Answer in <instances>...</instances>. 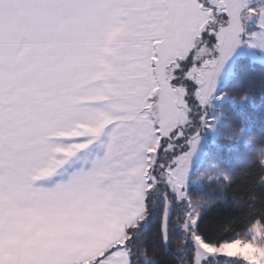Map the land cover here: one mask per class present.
<instances>
[{
    "label": "snow or ice",
    "instance_id": "obj_1",
    "mask_svg": "<svg viewBox=\"0 0 264 264\" xmlns=\"http://www.w3.org/2000/svg\"><path fill=\"white\" fill-rule=\"evenodd\" d=\"M256 108L264 0H0V264H264Z\"/></svg>",
    "mask_w": 264,
    "mask_h": 264
},
{
    "label": "trees",
    "instance_id": "obj_2",
    "mask_svg": "<svg viewBox=\"0 0 264 264\" xmlns=\"http://www.w3.org/2000/svg\"><path fill=\"white\" fill-rule=\"evenodd\" d=\"M248 119L250 122L252 134L255 135L256 137L264 136V110H261L260 108H256L255 110L250 111L248 114ZM245 151L246 150L244 148L240 149L241 153ZM225 164L228 167H233V166L238 167L236 161H230V162L225 161ZM234 195L236 196L237 199H240L242 198L243 193L237 190L234 193ZM230 203H231L230 201L228 203L222 201L218 202L217 207L213 209V213L215 215H227L232 213L235 209L229 206ZM173 247H175V243H173ZM165 259H170V258L166 257Z\"/></svg>",
    "mask_w": 264,
    "mask_h": 264
},
{
    "label": "rangeland",
    "instance_id": "obj_3",
    "mask_svg": "<svg viewBox=\"0 0 264 264\" xmlns=\"http://www.w3.org/2000/svg\"><path fill=\"white\" fill-rule=\"evenodd\" d=\"M243 251H248V252H250V250H248V249H243Z\"/></svg>",
    "mask_w": 264,
    "mask_h": 264
}]
</instances>
